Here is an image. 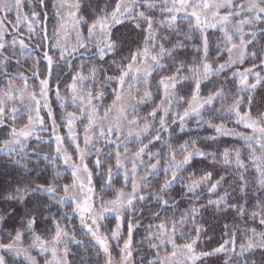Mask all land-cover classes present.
I'll return each mask as SVG.
<instances>
[{
  "label": "snow or ice",
  "instance_id": "1",
  "mask_svg": "<svg viewBox=\"0 0 264 264\" xmlns=\"http://www.w3.org/2000/svg\"><path fill=\"white\" fill-rule=\"evenodd\" d=\"M82 11L0 0V264H264V0ZM209 208L241 225L212 248Z\"/></svg>",
  "mask_w": 264,
  "mask_h": 264
},
{
  "label": "trees",
  "instance_id": "2",
  "mask_svg": "<svg viewBox=\"0 0 264 264\" xmlns=\"http://www.w3.org/2000/svg\"><path fill=\"white\" fill-rule=\"evenodd\" d=\"M108 0H83L82 8L83 11L80 13V15H83L85 17L88 16L89 13L96 10L97 7H102L105 3H107ZM49 13V22L48 27L49 30H51L52 26L56 23V18L52 16V9H48ZM186 26V24H185ZM115 34L121 37L122 40H131L133 39L132 34L129 32V29L126 25H117L115 28ZM119 43V41H118ZM195 44V41L189 44V47L187 49L188 56L187 59L191 60L192 56L196 55L193 45ZM209 131L205 129H201L199 131L200 136L208 135ZM184 139L187 138V136L183 137ZM229 141L232 140V138L228 139ZM209 144L211 142H208ZM202 148H205V150H214L207 148L204 144L199 145ZM228 146V145H225ZM47 151V149H45ZM197 168H204L207 166V163H200L199 158H197L196 163L194 165ZM14 172V166L8 162V159L3 156V154H0V193H4L5 189L8 188V185L4 182L9 174H12ZM199 174V173H197ZM221 193L224 191V189L219 190ZM172 196L178 198L177 192H172ZM233 196L238 195V193H233ZM209 198H215L210 197L207 194L204 197V200L206 201ZM203 202V201H201ZM234 201H230L232 203ZM13 207H17V212L14 213L6 222H4L0 227H2L5 232L4 234H7L8 230H11L14 226L18 227L20 223V219L23 213V209L19 206L13 205ZM181 207H184V205H181ZM8 209V205L0 200V214H3ZM234 219L238 222V227L241 226L239 223V218L235 216V212L232 209H224L222 211H217L216 208H209V210L204 213V220L207 222L203 223V226L208 229V236L212 238L211 242H205L206 248H212L217 246V242L221 241V235L224 231V224L227 223L230 226L233 224ZM145 224L148 223L147 220L144 221ZM249 224L251 225V221H249ZM189 227H191L189 225ZM143 235V229L140 230L139 234L136 236V239L139 240L141 236ZM28 242V241H26ZM257 260L259 259V253H257V256L255 257ZM216 257L211 258V264H216Z\"/></svg>",
  "mask_w": 264,
  "mask_h": 264
},
{
  "label": "rangeland",
  "instance_id": "3",
  "mask_svg": "<svg viewBox=\"0 0 264 264\" xmlns=\"http://www.w3.org/2000/svg\"><path fill=\"white\" fill-rule=\"evenodd\" d=\"M80 2L82 3V2H83V0H80ZM185 24H186V22H185ZM225 58H226V57H225ZM219 62H222V61H219ZM245 66H248V65H245ZM68 110H70V111H71V110H72V109H71V107H69V109H68ZM229 126L231 127L232 125L230 124ZM239 130H240V131H243V129H239ZM208 131H209V130H208ZM208 134H211V133H210V131H209V133H208ZM187 138H188V137H187ZM187 138H185V139H187ZM227 139H229V138H227ZM232 139H233V138H232ZM145 142H146V141H145ZM77 224H78V221H77ZM26 243H27V242H26ZM33 254H35V253H33ZM210 260H211V258H210Z\"/></svg>",
  "mask_w": 264,
  "mask_h": 264
}]
</instances>
